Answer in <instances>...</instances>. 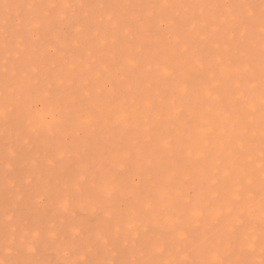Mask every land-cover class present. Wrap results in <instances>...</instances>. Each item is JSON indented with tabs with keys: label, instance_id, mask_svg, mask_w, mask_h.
<instances>
[{
	"label": "rangeland",
	"instance_id": "rangeland-1",
	"mask_svg": "<svg viewBox=\"0 0 264 264\" xmlns=\"http://www.w3.org/2000/svg\"><path fill=\"white\" fill-rule=\"evenodd\" d=\"M46 2L48 0H0V105L5 102V84L13 80L18 84L16 94L17 115L8 120L0 119V241H2L6 231L10 232L12 228L16 229L15 234L19 238L25 233L30 237V229L37 224L44 230H52L62 235H70L71 224H80L84 228V232L77 246L73 249L72 255L65 256V249L62 245L43 244L39 255L34 257V259L39 260L63 261L68 258L76 259L75 253L83 252L89 240L95 238V232L104 228L106 224L111 226L112 231H115L117 226L123 229L126 226L128 213L121 212L119 201H106L105 206L112 209L114 217L112 221L106 222L87 202L83 204L73 203L69 211L65 213L54 201L46 202L39 209L35 208L28 194L40 185L48 187L51 191L63 190L71 183L72 177L77 172H86L90 180L103 178L120 155L133 153L137 159L131 161V170H125L120 177L119 183L123 185L121 199L134 200L135 189L141 186L148 188L156 181L165 182L171 177L172 199L165 201L150 216L141 218L136 223L141 235L147 229L149 235L161 237L162 242L168 247V253L158 257L159 259H180L184 252L194 247V243L191 237L182 242H174L167 231L166 218L174 213L178 215L174 202L197 196L207 199L210 198V193L218 192L219 197L216 200L217 204L220 205L223 203V199L224 201L231 199L239 184L246 183L249 178L253 180L256 191L259 193L260 172L255 169V166L261 161V129L260 123H257L256 120L255 124L249 125L251 131L257 134V137L249 134L253 144L251 155L254 167L251 164H245V159L241 157L236 160V169L231 178H226L222 170L217 172L220 166L203 169V165L209 159L196 160V155L200 154L202 150L188 136L192 134L196 138H201L195 126L206 119L204 115L205 106L198 104L194 97H189L184 101L187 112L185 118L170 119L168 112L172 102L171 88L168 83L160 79L158 69L154 65L157 62L160 64L168 63L174 66L178 72L189 76L190 83H198L201 70L194 66L180 51L181 46L186 41L193 46V50L202 57V62L208 67L213 66L218 58L235 60L243 65L250 58V48L254 47L258 67L260 47L258 30L252 38L251 45L233 43L229 41L231 33L227 30L228 26L223 22L226 14H220L216 9L208 8L204 10L203 16H201L200 10L196 8H176L170 11V15L183 17L185 20L195 16L201 20L197 28L186 35L180 43H177L174 37L169 34L165 25L159 29L158 35L141 30L130 34L128 37H121L115 45L109 44L101 49L99 41L104 35L103 30H101V35L97 37L93 35L92 28L89 27L103 23L99 22V9L74 7L68 11L69 18L74 16L79 22L85 23V30L81 33H75L74 28L60 27L54 18L44 31H37L35 35H29L25 32L22 22L33 13H40L41 10L38 8L30 10L22 7V5L26 3L39 5ZM59 2H64V0H59ZM67 2L73 5L142 4L155 3L158 0H67ZM171 2L178 5L223 4L235 2V0H171ZM252 2L259 4V0H252ZM115 11L117 14H126L125 9H116ZM5 20L9 22L7 27L10 31L19 29L24 37L22 40H17L20 47L13 49L14 53L16 51L21 52L19 58L15 54L11 57L6 55L4 48ZM204 21L207 22L206 26L203 24ZM214 24L221 28V32L216 35H212ZM37 35L40 37L39 39L36 38ZM201 37L208 38L201 39ZM217 44L220 45L219 48L216 47ZM25 45L28 47L25 48ZM52 48H55L56 51L53 52ZM138 48H141L142 51H137ZM129 54L142 57L145 61L150 62L153 65L151 71L118 70V66L123 63L124 56ZM6 59L7 63H5ZM73 62L77 63L78 67L72 80L65 79V82L61 84L59 79L62 75L61 69L66 70L68 64ZM90 63L95 66L96 70L101 69L103 65H108L110 68V72L105 76L107 84L102 94H97L95 72L88 68ZM33 66H38V73H31L30 69ZM24 71L29 72L28 78L22 77L21 74ZM14 72L16 73L15 76H13ZM258 79L257 71L256 80L258 81ZM208 83L210 86H215V79L209 76ZM244 87L247 85L245 84ZM90 90L91 94L86 95ZM46 92L56 95L67 122L57 129L54 136L29 137L21 129L20 113L27 108L34 95ZM256 97L258 100V87ZM82 105L93 108L99 113L98 123L83 134L71 119L73 113ZM119 107H124L130 114L129 125L114 126L112 124L111 115ZM224 109H230V111L221 110L217 112L216 108L213 107L214 118L222 122L228 130L232 129L233 126V128L238 127L239 129L240 127L236 125V122L245 120L246 116L227 92L224 97ZM259 118V113H257L255 119L259 120ZM195 119H197L196 123ZM181 123L184 124V127ZM191 127L193 128L191 129ZM192 130L193 133H188ZM241 132L242 129L236 134ZM149 134L153 139L151 142L147 141ZM161 137L167 138L173 143H180V138H182L186 144L179 149L180 151H165L160 147ZM220 137L222 140L225 138ZM232 147L231 150H234V145ZM61 150L68 153L62 162L56 163L53 160V163L50 164L48 161ZM189 150L194 153L191 159L187 157ZM145 155L154 157L155 163L150 171L145 170L139 163V159ZM216 155L215 157L219 156L218 153ZM9 161L12 164L10 176L6 175V164ZM227 161H223V163ZM196 167L205 172L196 174L197 172L194 171ZM226 167L228 166L226 165ZM216 168L218 169L216 170ZM241 168H247L246 174L240 176L239 181L234 180L231 185L225 188V182H230L234 176L237 177L241 172H238L237 169ZM193 173L194 175H192ZM29 177L32 180L31 186L27 184ZM214 179L219 180V183L212 184ZM13 185L14 187H12ZM224 188L225 191H222ZM18 194H22L24 198L19 199ZM6 206L15 209V218L11 222H6L4 219ZM226 213V210L223 211V215H227ZM253 215L258 222V195ZM117 220H120L119 224L116 223ZM196 227L195 223L189 224L188 231L195 232ZM218 231H224L223 224L212 230L213 242L221 249L223 257L229 260L237 259L238 254L228 246L229 241L226 238L220 239L217 235ZM254 235L256 237L260 235L258 226ZM135 239V233L127 238H124L122 233L120 248L122 251L126 249L125 255L113 257L107 252L97 254L93 251L89 253L88 258L130 260L150 258L147 255H142L143 249L140 244L135 243ZM4 257L5 252L2 244H0V259ZM249 258L254 259L259 264L261 258L259 247Z\"/></svg>",
	"mask_w": 264,
	"mask_h": 264
},
{
	"label": "snow or ice",
	"instance_id": "snow-or-ice-1",
	"mask_svg": "<svg viewBox=\"0 0 264 264\" xmlns=\"http://www.w3.org/2000/svg\"><path fill=\"white\" fill-rule=\"evenodd\" d=\"M21 7V6H18ZM27 9H40V13H33L22 22V27L29 35H35L37 31L47 29L49 23L54 18L57 24L64 28H74L75 33H81L85 30V23L79 22L74 16L69 18L68 11L74 7L80 9H99V22L102 24L90 25L93 35L99 37L103 30V37L99 41V47L115 45L121 37H128L130 34L138 31L152 32L158 35L162 26H167L170 35L174 37L177 43L184 40V37L194 31L201 20L197 17L185 20L183 17L172 16L170 11L176 8H196L200 10L203 16L204 10L214 8L224 16V23L230 31L229 41L233 43L251 45L252 38L256 31L259 32V66L257 67L255 49L250 48V58L243 65L235 60L218 58L211 67L202 62V57L198 55L193 46L186 41L180 48L181 53L186 56L189 61L201 70V76L198 83H190V77L177 71V69L168 63H156L154 66L158 69L160 79L168 83L171 88L172 102L169 106L170 119H183L187 115L184 107L185 99L194 97L196 102L205 106L206 119L202 124L197 125L198 135L206 139L211 145L216 137H229L230 144L234 145L231 152V162L226 167L225 177L232 175L231 163L243 157L246 162L251 163L253 144L249 125L254 124L255 116H260V155L261 162L260 171V189L257 193L251 178L246 183L239 184L236 192L233 193L231 199L224 202L222 209L226 210L227 215H223V211H218L216 197L218 192L210 193V198L202 196L190 197L187 200H177L174 202L177 214L167 217V231L171 235L174 242L188 240L192 238L194 247L183 253L182 257L177 260H163L158 257L168 253V247L162 242L161 237L149 235V230L141 235L137 228V220L150 216L165 201L172 199L171 196V177L165 182L156 181L148 188L143 186L134 190V200L121 199V190L123 185L119 183L120 177L125 170H131V161L137 157L133 153H125L120 155L116 161L110 166L107 174L100 179L93 178L90 180L86 172H77L71 179V183L63 190L51 191L48 187L40 185L28 194L32 200L33 206L37 209L41 208L46 202L54 201L58 207L65 213L69 211L73 203L83 204L87 202L92 206L93 210L100 214L106 222L114 219L112 209L105 206L106 201H119L121 212H127L126 226L122 229L117 226L112 231L111 226L106 224L102 229L95 232V238L89 240L87 247L83 252H76V259L57 260H39L34 259L40 253L43 244L62 245L65 249V256L73 254V249L77 246L81 238L84 228L77 223L71 224L70 235H62L52 230H44L37 224L30 229L31 236L27 233L24 236L17 237L16 229L12 228L10 232L5 233L0 244L3 246L5 257L0 259V264H257V261L251 259L257 247H259L260 260L259 264H264V0H259V4L252 0H235V2L223 4H175L171 0H158V2H148L142 4H78L73 5L67 0L59 2V0H48L46 3L39 5L26 3L22 5ZM116 9H125L126 14H117ZM42 13V14H41ZM87 15V13H86ZM8 20L5 24V41L4 48L6 55L11 57L13 54L17 58L21 52H13L20 45L17 40L24 37L20 30L10 31ZM18 23H21L18 21ZM206 21L203 22L206 26ZM221 32L219 25H213L212 35ZM37 39L40 37L37 35ZM208 37H201L207 39ZM28 45H25L27 48ZM220 47L219 44L216 45ZM53 52L55 48L51 49ZM137 51H142L138 48ZM90 55V53H89ZM7 63V59L5 60ZM83 63V60H81ZM77 63L68 64L67 69H61L60 83L63 84L65 79L71 81L77 69ZM153 65L145 61L142 57L135 55H126L123 63L118 66V70L129 72L151 71ZM90 71L95 72L96 91L102 94L107 84L105 76L110 72L108 65H103L99 70L95 69L93 64H89ZM7 72V69H5ZM32 74L39 72L38 66L30 69ZM259 74L258 81L256 74ZM16 73H13L15 76ZM23 78L29 77V72L24 71ZM209 76L215 79V86L208 83ZM247 77V79H245ZM247 87H244V85ZM115 87V85H114ZM259 88V99L256 97V89ZM6 94L5 102L0 105V119L8 120L17 115V91L18 84L15 80L5 84ZM233 97V102L238 105L244 112L246 119L237 121L236 125L242 129L239 134L235 133V128L229 131L222 122L216 120L213 116V107L217 112L224 109L225 93ZM91 90L86 95H90ZM130 114L124 107L117 108L111 115V122L114 126H122L128 122ZM72 121L77 125L81 133H87L89 129L94 127L99 121V113L86 105H82L71 117ZM21 129L29 137L31 136H54L57 129L67 122L64 116L63 108L58 104V100L53 93L37 94L32 97L27 108L20 113ZM219 130V132H218ZM148 139L152 137L149 134ZM160 147L165 151L175 152L182 145L173 143L167 138H160ZM68 153L58 151L48 162L51 164L53 160L56 163L62 162L64 156ZM192 151L187 152V156L191 157ZM201 155H205L201 153ZM207 157L215 159L213 153L206 154ZM140 166L150 171L154 166V157L145 155L139 159ZM12 164L9 161L6 164V175H11L10 169ZM219 183L214 179L212 184ZM239 183V182H237ZM27 184L31 186V177L27 180ZM14 187V185L12 186ZM259 196V219L256 220L253 212ZM19 199H23L22 194H18ZM15 218V209L5 207L4 219L11 222ZM67 219V217H66ZM117 224L120 220L116 221ZM195 223L197 225L195 232L188 231V225ZM223 224L224 231L217 232L220 239H227L229 247L237 254L238 258L229 260L223 257L221 249L213 242L212 230L218 225ZM259 227V237L254 235L256 227ZM136 234L135 243L140 244L143 251L142 255H147L148 259H89V253L95 251L97 254L104 252L109 253L113 257L117 255H125L126 249L120 248L122 238ZM258 241V244H257Z\"/></svg>",
	"mask_w": 264,
	"mask_h": 264
},
{
	"label": "bare ground",
	"instance_id": "bare-ground-1",
	"mask_svg": "<svg viewBox=\"0 0 264 264\" xmlns=\"http://www.w3.org/2000/svg\"><path fill=\"white\" fill-rule=\"evenodd\" d=\"M152 105V104H151ZM197 119H199V118H197ZM197 119H195V123H196V121H197ZM256 120V122L258 123H260V118H259V120H257V119H255ZM199 121H201V120H199ZM204 121L202 120V123H203ZM256 122H254V124L256 123ZM201 123V122H200ZM201 123V124H202ZM126 125H129L130 124V119L128 120V122L127 123H125ZM189 124V123H188ZM181 125L184 127V124H182L181 123ZM180 125V126H181ZM196 125V124H195ZM187 126V125H186ZM190 127V126H189ZM196 128H197V126H195ZM232 127V126H231ZM234 127V126H233ZM233 127H232V129H233ZM193 127H191V129H192ZM231 128L229 129V131H231L232 130ZM186 130V129H185ZM241 129L239 128L238 129V127L237 128H235V133H238L239 131H240ZM188 133H193V130L192 131H190V132H188ZM254 136H256L257 137V134H254ZM223 137H225V138H223V140L221 139V137L218 135L217 137H216V139L213 141V143L211 144V145H209L208 144V142H207V140L206 139H203V138H196V137H194L192 134L191 135H189L188 136V138L190 139V140H192V141H195L197 144H198V146H199V148L202 150L201 152H200V154H198V155H196L197 157H196V160H203V159H209V161L208 162H206L203 166H204V168L203 169H208L209 167H216V166H220V169H218V168H216V170L218 169V171L217 172H220L219 170H222V173H223V175H224V172H225V169H226V165L227 166H229V164H230V162H231V152L233 151V150H231V149H233V147H232V144H230V140H229V138L227 137V136H223ZM181 140H180V144L183 146V145H185L186 144V141L184 140V139H182V138H180ZM152 141H153V139H151ZM151 140H149V139H147V141H150L151 142ZM184 141H185V143H184ZM149 142V143H150ZM148 143V142H147ZM218 150H217V149ZM180 151V150H179ZM211 151V153H213V155L215 156L216 155V153H218L219 154V156L218 157H216L215 158V160L213 159V158H210V157H207V153H209ZM201 153H204L205 155H201ZM226 153H229V154H226ZM193 155H194V153H193ZM193 155L191 156V157H193ZM226 155V156H225ZM217 156V155H216ZM261 156V155H260ZM187 157H189V156H187ZM191 157H189L190 159H191ZM188 158V159H189ZM222 159H226V160H222ZM228 160V161H227ZM253 160V159H252ZM223 161H227L226 163L224 162L223 163ZM215 162V163H214ZM261 162V161H260ZM260 162L255 166V169L257 170V171H259V166H260ZM215 164H217V165H215ZM224 164V165H223ZM236 164H237V162L235 161L234 163H231V169H232V173H233V171L236 169L235 168V166H236ZM245 164H251V166H253V161H251V163H245ZM199 167V166H198ZM198 167H196V169L194 170L195 172H197L196 174H200V173H204L205 171L204 170H202L201 168H198ZM225 169H224V168ZM254 167V166H253ZM198 168V169H197ZM215 169V168H214ZM197 170V171H196ZM192 171H193V168H192ZM237 171L239 172V171H241L240 172V174L236 177V176H234V178H233V180H231L230 182H225V188H226V186H229V185H231L232 183H233V181L234 180H237V181H239L240 180V176H242V175H245L246 174V172L248 171L247 170V168H241V169H237ZM260 172V171H259ZM195 174V175H196ZM191 175V174H190ZM192 175H194V173L192 174ZM197 176V175H196ZM198 177V176H197ZM232 177V175H230V176H227L226 178H231ZM138 184V183H137ZM225 188L222 190V191H225ZM219 197V196H218ZM218 197H216V198H218ZM183 198H184V196H183ZM225 199H227V198H225ZM224 199H223V203L222 204H217V207H218V211H225V210H223L222 209V205L224 204ZM227 214V213H226ZM253 214H254V212H253ZM165 223H166V225H167V218H166V220H165ZM138 228V227H137Z\"/></svg>",
	"mask_w": 264,
	"mask_h": 264
}]
</instances>
